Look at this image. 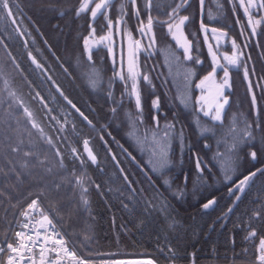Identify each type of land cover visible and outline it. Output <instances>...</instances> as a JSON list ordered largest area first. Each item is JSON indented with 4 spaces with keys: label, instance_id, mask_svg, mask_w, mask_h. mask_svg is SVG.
<instances>
[{
    "label": "trees",
    "instance_id": "1",
    "mask_svg": "<svg viewBox=\"0 0 264 264\" xmlns=\"http://www.w3.org/2000/svg\"><path fill=\"white\" fill-rule=\"evenodd\" d=\"M223 1H225L226 10L221 7ZM159 2L163 10L164 5L171 3V0H159ZM18 3L23 15L26 17L24 24L36 40L35 45L29 41L28 48L31 49L37 60L49 69L48 75L51 76L52 80H55L64 94L88 116L96 129H99L101 125H108V131L115 137L114 142L106 134L104 135L111 152L116 154V159L120 161V166L125 173L134 174L135 180L140 181L143 185L145 183L143 174L130 159L120 154L121 149L116 144L117 141L121 142L141 164L144 163L145 160L136 150L135 143L132 141L131 131L136 125L135 123L132 125L131 101L125 96L117 114L113 116L110 113L111 100L108 98L107 92L108 81L112 77V64L109 53L103 46L99 49L95 48L97 52H93V60L88 61L83 50L82 36L89 29L90 23L96 28V33H100L106 28L104 17L98 16L94 22L90 20L89 13L77 17L75 10L78 8L80 0H18ZM120 3L127 6L128 15L126 20L130 29L136 34V22L132 18V9L128 0H113L112 8L108 13L109 18L112 20L118 18V5ZM151 14L154 20L160 19L155 17L153 13ZM185 14H195L192 21L194 26H191V31L196 32L200 37L199 44L196 46L200 48L203 63L195 66L196 71L192 80L194 84L202 74L209 70L210 60L202 34L199 31L201 12L196 0H193L192 7ZM27 16L38 26L42 35L56 53L57 58H59V62L63 63L71 74L70 77L65 75L60 63L46 47ZM141 16L144 17L143 9H141ZM203 19L206 24L226 29L229 34H233L236 41L241 40L235 21L226 5V0H205ZM154 31L157 40V51L148 60L149 65H155L153 72L155 91L152 90V92L157 93L161 100L163 110L160 115L161 125L167 119V121L177 125V132L180 128H183V138L175 139L177 143H181L180 145L186 147V149L188 147L195 150L194 155L201 153L204 159L209 162L215 148L218 147L217 145H221L222 135L226 133L225 130L229 133H231L230 130L242 131L245 120L253 122L254 126L257 119L261 128L264 129V99L258 92L259 117L257 118L254 114L250 94L247 91V82L243 78L242 70L231 69V82L233 85L230 93L231 99L222 124L204 117L196 108L193 100L196 89H189L191 90L189 99L178 95H183L186 92L183 87V76L174 78L173 73L170 72L169 74L163 68L167 67L168 64L169 69H178L183 74L187 70L185 68H187V65H191V62L181 68L178 66L180 62L173 61L175 67H172V58L168 54H173L174 51L178 53L181 50L177 49L174 41L166 35V28L154 24ZM185 33H189L187 27ZM9 36L12 38L9 39ZM0 37L8 45L12 54L16 56L17 62L23 69V74H21L15 68L20 81L28 84L30 88L29 92L25 94L26 100L23 107H27L33 113L34 119L43 128V133H41L36 128L31 127L30 124L28 125L22 109L17 107L12 97L8 98L7 95H4L3 99H0V164L3 165L4 169L3 172H0V191L5 189L11 191L10 196L5 191L4 197L0 198V238L3 239L4 235L9 233L14 211L26 203L23 199L25 193L29 187L34 189L38 187L36 182L40 179L39 167L37 166L35 174L31 178L25 179L19 187H16L8 163L22 162L24 160V148L28 147L30 142L35 144L36 152L43 153L50 162L55 163L54 153L47 150L43 145L42 136L48 135L58 144L64 154L68 169L74 170L73 174L78 179L83 176L84 187L88 190L82 197L77 196L76 193L69 195L68 189H61L59 193H48L50 200L57 201L53 203L54 210L51 211V214L59 224L60 222L63 223V230L76 239L80 248H83V244L80 242L85 236L90 235L95 241L94 243L89 241L90 247L98 250L100 254H148L161 264H169L166 256L168 246L179 253L176 264L192 262L193 258L189 255L191 253H195V263L251 261L258 238L246 240L245 236L247 235V222L252 211L264 205V188L260 186L261 178H257L256 187L245 191L241 201L236 204L225 222L220 217L233 204V198L226 194V189L231 184L225 182L217 172H209L206 169L203 173L202 183L214 180L213 177H217V184L208 187L202 186L201 183L200 186L198 183L200 179L194 161L189 166L185 152L183 160L177 165V169H174L176 162L171 164L173 172L166 173V178L171 181L170 189H166L161 185L160 179L152 176V179L156 180L157 185L160 186L163 197L167 198L170 203L168 211L172 215L165 217L161 212L148 214L138 204L133 208L132 205L135 202L127 200L128 193L123 176L112 160L110 153L106 150L105 145L101 142L97 131L93 130L74 110L70 109L50 81L45 79L44 74L31 64L27 56V50L24 48L23 39L11 31L10 24L0 22ZM188 37L192 39L191 35ZM169 44L172 46L169 47ZM0 49L4 52L1 45ZM249 50L259 74L260 70L264 69V64L260 62L254 45ZM139 60L143 69L144 53L140 54ZM2 65L8 68L12 64L9 62V58L6 57V60L2 61ZM157 74L160 76L159 79L156 78ZM257 78L259 77L257 76ZM164 79L169 81L167 85L163 83ZM175 81L182 84L178 93ZM140 85L145 89L149 88L142 80ZM123 90L122 83L116 80L111 91L117 100L121 98ZM33 92H39L45 101H48L50 97H55V100L49 103L48 107L53 109L52 115L60 113L61 124H64L63 116L67 114L68 123L64 124L62 133L56 131L60 125L53 124L48 120L46 113L37 103ZM6 105L10 106L9 110L5 109ZM183 105H186V107ZM120 111L123 116L119 118ZM9 113L13 115L9 116ZM128 116L130 120H128ZM200 120L204 128H199ZM205 128H209L211 131H204ZM260 134V131H257V137ZM85 137L90 138L89 146L97 155V163L92 164L89 162L88 164L85 159L83 169H81L80 163L73 162L67 155V149L71 145L82 152V139H85ZM64 138L67 139V144L63 142ZM21 140L23 141L22 146L20 145ZM203 140L208 141V144L212 147L203 148ZM13 146L21 147L20 154L13 155L10 151ZM256 150L258 160L252 162L245 154L248 147L243 146L240 149V154L244 158L247 157V159L240 162L238 172L234 174V179L264 165V149L261 148L259 143L256 145ZM78 154L80 153L78 152ZM83 155L85 156V154ZM185 173H187L186 187L184 185ZM129 179H133V175H129ZM46 183L51 187L50 179H46ZM95 184L100 185L99 190L94 187ZM180 187H185V195L181 199H175L170 195V191H175ZM202 188L205 190L202 191ZM213 197L217 198L216 205L201 212L199 206L201 207L204 202ZM84 199L88 201L87 205L83 203ZM121 200L129 203L128 209L122 207ZM253 223L256 224L259 234L264 235V225L256 220H253ZM85 228L88 229L87 232L84 231ZM161 248L164 249L163 252L160 251ZM84 251L87 252V249H84Z\"/></svg>",
    "mask_w": 264,
    "mask_h": 264
},
{
    "label": "snow or ice",
    "instance_id": "2",
    "mask_svg": "<svg viewBox=\"0 0 264 264\" xmlns=\"http://www.w3.org/2000/svg\"><path fill=\"white\" fill-rule=\"evenodd\" d=\"M201 12V19L199 20L200 32L203 34V40L207 44V53L210 57V70L207 74L199 78L198 82L192 83L193 74L195 73L196 65H201L203 61L200 56V48L196 45L199 44V35L196 32L191 31V24L195 18V14H183L187 13L193 5V0H171V3L164 5L163 10L159 0H128L132 9V18L136 22L137 32L139 36L145 40V43H141V39H134L131 31H126L127 44L126 47L123 42L116 45L113 33L114 21L109 18L113 0H80L78 8L76 9V16L89 13L90 20L95 21L98 16H103L106 21L107 34L96 36V28L89 25V33L82 36V45L84 53L87 55V60H93V49L101 48L103 46L110 54L112 64V77L108 81L107 96L111 100L109 108L110 113L115 116L118 109L123 104V98L127 96L129 99H134L135 104V121L134 123L144 130V142L141 143L139 139L137 143L139 145V154L145 157V161L141 164L136 160V157L132 155L123 145H119L120 154L130 159L140 170L144 176L145 183L141 185L140 181L135 180L134 174L125 173L123 168H120V161L116 159V154L111 153V148L108 145V141L104 139L106 134L110 139L115 142V137L108 131V125H101L99 129L95 128V125L88 116L71 99L64 94V92L56 85L55 80H52L51 76L47 73L49 69L45 68L44 64L37 60V57L33 55L31 49L28 48L29 41L33 45L36 44L35 37L28 30L24 24L26 17L22 13V9L18 0H0V22H5L11 25V31L23 39L24 48L27 50V56L31 60V64L42 74L45 79L51 81L55 86L56 91L60 97L66 102L71 110L82 118L89 126L97 131L101 142L105 145L106 150L111 154L112 160L117 165L121 175L123 176L126 190L128 193L127 200L134 201L132 207L135 208L137 204L144 210L145 213L151 214L153 212H161L167 216H171L172 213L168 211L170 203L167 198L163 197L160 186L157 185L156 180L152 179V176H156L161 180V185L166 189H170L171 181L166 177V169L171 166V159L169 153L171 152L172 142L175 139L183 138V128H180L177 132V125L173 122L165 120L161 125L160 114L162 112L159 95L154 96L151 101L153 115L152 124L148 125L145 122L144 110L142 104V90L140 87L141 80L145 84L155 91V84L153 82V72L155 65H149L148 60L157 51L156 49V34L154 31V24L166 28V35L175 42L177 49L182 50L175 52L172 56V60L179 63V67L183 68L185 64L191 62V65L183 73V87L185 90L194 88L199 89V95L195 98V105H198V110L204 117L210 118L211 121L217 123H223L226 109L230 104L231 99V69H239L243 72V78L247 82V91L250 94L251 104L256 117H259V106L257 104V94L261 95L264 99V70H261L258 74L255 63L252 61V54L249 50L253 45L259 47L258 36L264 35V31H258V28L264 25V0H229L233 16L236 17V22L240 26L241 42L237 43L236 39L228 37L226 31L217 27H209L204 22L203 10L205 6V0H196ZM222 7V6H221ZM237 7L242 10L245 16V22L241 23L236 13ZM155 8L159 15L166 17L165 20L155 19L152 16V11ZM141 9H143L144 17L141 16ZM128 15L127 6L124 3L118 5V18L115 21L116 34L121 32V25L123 24L126 30ZM146 18V24L144 20ZM30 19V18H27ZM189 29V33H185V28ZM247 29V31H245ZM37 31H39L37 29ZM191 35L192 39L188 36ZM211 36L215 42V50L213 43H209L208 39ZM9 39L12 37L9 36ZM227 38L231 44L232 55L223 56L224 63H221V56L218 55L219 48L221 47L222 39ZM194 41L196 44L194 45ZM45 43H47L45 41ZM0 45L3 46L4 51L9 55V62L23 74V69L17 62L16 56L9 50L8 45L0 39ZM114 45H116L114 47ZM172 45L169 44V47ZM195 52V55L193 54ZM145 54V61L143 69L140 64V54ZM54 55V54H53ZM258 58L262 64H264V49L258 53ZM59 62V58H57ZM63 71L66 76L70 77V73L67 68L63 67ZM218 73H220L219 79H217ZM259 76V78H257ZM157 79L160 76L157 74ZM3 84L6 83L5 78L0 76ZM118 80L123 85V93L121 98L117 100L111 91L113 83ZM95 83V82H94ZM163 83L167 85L169 81L163 80ZM30 84V82H29ZM214 86L215 94L213 101L209 102L208 96L211 94L209 85ZM10 87V85H9ZM7 91V88L5 89ZM33 95L40 105V107L46 113L48 120L53 124L60 125L56 131L63 132L64 124L68 123L67 114L63 116L64 124H61L60 113L52 115L53 109L48 107L49 103L55 100V97H50L48 101H45L44 97L39 92H33ZM12 100H15L18 108L22 109V113L26 118L27 124L33 128H36L43 133V128L33 117V113L29 111L27 107H23V102L15 95L14 92L10 93ZM11 102V101H10ZM9 113V116H12ZM166 115V114H165ZM162 129V132H161ZM204 131H211L209 128L203 129ZM151 133V140L149 141L148 133ZM231 131V147L229 149L232 157L230 163L223 169V180L231 186L228 188V196L233 198V204L227 209V211L220 217V219L226 222L227 216L233 211V208L238 202L241 201L242 196L246 190H250L257 185V178L260 179V186L264 188V165L255 168V170L249 171L247 174H241L239 178L234 179V174L238 172L239 162L243 158L240 155V149L243 146L248 147L246 153L247 157L252 162H257L258 153L256 145L259 143L262 149H264V129L261 128L259 120L253 122L244 121L243 130ZM260 131V136L257 137L256 133ZM159 137V138H158ZM43 145L47 150H51L55 155V163H51L48 157L41 152L35 151V144L29 143V146L24 148L23 156L24 160L19 163H8V168L11 170L12 176L15 179L16 187L23 184L25 179L31 178L35 174L37 166L39 167L40 179L36 182L38 187L35 189L29 187L25 193L23 199L26 204L21 205L20 211L16 215L20 218L18 227L21 230H14L10 234H6L5 237L0 240V264H157V261L148 258L141 260H122V259H95L101 254L98 250L90 247L89 241L94 243V239L88 235L80 242L83 244V248L77 243L75 238L70 237L65 239V234H62L61 228L63 223L60 222L61 228H58L56 223L49 218L44 208L48 211H53V203L57 202L50 200L48 193H59L61 189H68L69 195L76 193L77 196L82 197L87 193V188L84 187V179L81 176L79 179L73 174L72 169H68L65 163V157L59 148L58 144L54 142L48 135L42 136ZM64 143H68L67 139H63ZM88 139H82V152L76 147L69 145L67 149V155L73 162H79L81 169L85 159L92 163H97V155L93 152L89 146ZM150 143L149 148H145V144ZM20 145H23V141H20ZM206 148L212 146L205 142ZM13 155H18L21 152L20 146H13L10 148ZM78 152L80 154H78ZM86 154V157L83 155ZM225 153L221 152L219 147L213 153L210 158L213 164L218 161L224 160ZM196 161L197 174L200 180L204 179L203 173L207 169L211 172V167L208 161L204 160L198 155H194ZM3 165L0 164V172H3ZM159 174V175H158ZM129 175H133V179H129ZM46 179H50L51 187L46 183ZM187 184V173L184 175V185ZM94 187L99 190L100 185L95 184ZM185 187L177 188L175 191H170V195L175 199H181L185 195ZM78 189V191H77ZM5 191L8 195H11L10 189L0 191V198H3ZM19 203V200L17 201ZM85 205L88 204L86 199L83 200ZM217 203V198L213 197L208 199L201 205L203 210H209L213 208ZM43 205V207H42ZM121 205L124 209L129 208V203L121 200ZM57 211L59 209H56ZM42 217L40 220H36L35 223L39 227L32 226L30 224L35 220V215ZM253 220L258 221L261 225H264V205L252 211L247 222V235L246 240H252L258 238V247L255 248L252 255L251 264H264V235L259 234V230ZM27 230V231H26ZM88 231L87 228L84 229ZM234 243V240L232 241ZM39 248L38 260L37 253L33 250ZM87 249V252L84 251ZM79 250V254H78ZM160 251H164L163 248ZM49 253H53L54 256L49 258ZM192 259V264H195V253L189 254ZM166 256L169 260V264H176L179 259V253L174 248L168 246Z\"/></svg>",
    "mask_w": 264,
    "mask_h": 264
},
{
    "label": "rangeland",
    "instance_id": "3",
    "mask_svg": "<svg viewBox=\"0 0 264 264\" xmlns=\"http://www.w3.org/2000/svg\"><path fill=\"white\" fill-rule=\"evenodd\" d=\"M97 2H98V0H97ZM214 7H215V4H214ZM222 9H225L226 10V8H225V1H223L222 2ZM237 9H238V11H239V13L241 14V16L242 17H244L243 16V12H242V10H240L238 7H237ZM69 11V10H68ZM156 11V10H155ZM75 12H76V10H75ZM157 13V12H156ZM157 16H158V18H160V16H159V14L157 13ZM27 17H29V16H27ZM30 18V17H29ZM115 21H116V19H115ZM147 22V21H146ZM146 22H144L145 24H146ZM245 22V19L243 18V23ZM127 25H128V23H127ZM129 26V25H128ZM191 26H194V24H192ZM121 27V32H120V34L119 35H117L116 34V25H115V22H114V24H113V33H114V40H115V42H116V45H119L121 42H123L124 43V45H125V47H126V44H127V36H126V31H131L128 27H127V29L125 30L124 29V26H123V24L120 26ZM135 28H136V25H135ZM136 30H137V28H136ZM221 30H223V29H221ZM199 31H200V28H199ZM223 31H226L227 33H228V31L225 29V30H223ZM245 31H247V29H245ZM258 31H264V25H262V26H260L259 28H258ZM132 32V31H131ZM89 33V29H87V31L85 32V34L84 35H87ZM133 33V32H132ZM201 33V32H200ZM107 34V27L105 28V30L102 32V33H100V34H96V36H97V38L100 36V35H106ZM202 34V33H201ZM228 37H231V38H234L235 39V37L233 36V34L231 33V34H229L228 33ZM133 38L134 39H141V43L142 44H144L145 43V40L144 39H142L140 36H139V34H138V32H136V34H134L133 33ZM202 38H203V34H202ZM257 39L259 40V47H257V49H258V52H257V54L262 50V49H264V35H260V36H258L257 37ZM45 41L47 42V40L45 39ZM208 42L209 43H213V48H214V50H215V48H216V46H215V42H214V40H213V38L211 37V36H209V39H208ZM241 42V40L240 41H237V43H240ZM46 45V44H45ZM116 45H114V47L116 46ZM205 45V48H206V51H207V44L205 43L204 44ZM46 47L49 49V51H53V49H52V47L49 45V43L47 42V45H46ZM102 47V46H101ZM182 51V50H181ZM232 48H231V44L228 42V40H227V38H225V39H222V41H221V47L219 48V51H218V55H220L221 56V63H224L225 61L223 60V56H225V55H232ZM93 52H97V50L94 48L93 49ZM51 54L54 56V58H55V55H56V53L55 52H51ZM194 55H195V53H193ZM7 58H9V55L5 52H2V50L0 49V76H2L3 78H5V80H6V83L5 84H3V82H2V80H0V99H3V97H4V95H7L8 96V98L9 97H11L10 96V93H12V92H14L15 93V95L24 103L25 102V100H26V97H25V94L26 93H28L29 91L28 90H30V88H29V85L28 84H26L25 82H23V81H20V77L18 76V73L16 72V69H15V67L13 66V65H11L10 67H8V68H6L5 66H1V63H2V61H5L6 60V57ZM57 56V55H56ZM172 56H173V54H171L170 53V58H172ZM208 57H209V55H208ZM29 58V57H28ZM30 60V59H29ZM201 60H202V58H201ZM209 60H210V57H209ZM63 64V63H62ZM174 63H173V60H172V62H171V65H172V67H175V65H173ZM209 64H210V61H209ZM190 65H187V68L189 67ZM187 68H185V69H187ZM164 70H166L165 72H168L169 74H170V72L171 73H173L174 74V78H177V77H180V76H183V74H181L180 73V71L178 70V69H169L168 68V66L167 67H165V68H163ZM209 70H210V66H209ZM264 70V69H263ZM208 71V70H207ZM207 71L205 72V74H207ZM261 71V70H260ZM243 73V72H242ZM260 73V72H259ZM181 74V75H180ZM204 74V75H205ZM47 75H48V73H47ZM202 76L203 75H201L199 78H202ZM219 76H220V73H218V76H217V79H219ZM86 77H87V75H86ZM259 77V76H258ZM199 78L194 82V84L196 83V82H198V80H199ZM87 81H89L88 79H87ZM175 84H176V86H177V93H178V91H179V89H180V87H182V84H180V83H178V82H176L175 81ZM9 85H10V87H9ZM210 86V89H211V94L208 96V100H209V102H212L213 101V97H214V94H215V88H214V86H212L211 84L209 85ZM141 87V90H142V104H143V110H144V118H145V122H146V124H148V125H151L152 124V115H153V109H152V105H151V101L153 100V98H154V96H156V95H158L157 93H155V92H152V89L151 88H148V89H145L142 85L140 86ZM7 88V91H5V89ZM176 94V93H175ZM190 94H191V91L188 89V90H186V92L184 93V96L183 95H181V94H178V95H180L181 97H186V99H189V96H190ZM199 95V89H196V94H195V97H194V101H195V98L197 97ZM126 98L127 99H129L127 96H126ZM176 98H178V96H176ZM130 101H131V111H132V113H133V121H132V125L134 124V121H135V112H136V109H135V104H134V99H130ZM160 103H161V100H160ZM195 104V103H194ZM4 105V104H3ZM186 105H188V104H186ZM186 105H183L184 107H186ZM196 106V108L198 109V105H195ZM9 108H10V106H8V105H6L5 106V109L6 110H9ZM162 109V108H161ZM162 112H163V110H162ZM161 112V113H162ZM126 115V114H125ZM161 115V114H160ZM121 116H123V114H122V112L120 111V113H119V115H118V117L120 118ZM128 120H130V117L128 116ZM112 123L114 124V122L112 121ZM136 125V124H135ZM199 128H204V125L202 124V122H201V120L199 121ZM94 130V129H93ZM45 131V130H44ZM161 132H162V129H161ZM224 132H226V133H223V141H222V143H221V147H219V149H220V151H223L224 153H225V157L228 159H225L224 158V160L223 161H219V165H217V164H213L212 162H211V160L208 162L210 165H212V167H211V172L212 171H217L218 169L220 170V173L221 174H223V169H224V167H226L229 163H230V161H231V159H232V157H231V155H230V151H229V149H230V147H231V133H229V131H227V130H225ZM221 133V132H220ZM131 136H133L132 137V141L135 143V147H136V149H138V151H139V145H138V143H137V140L139 139V141L141 142V143H143L144 142V130L141 128V127H139V126H135V127H133V130L131 131ZM148 136H149V141L151 140V133H150V131H149V133H148ZM159 138V137H158ZM85 139H88L89 140V142H90V138H87V137H85ZM203 143H204V145H205V142H207L208 143V141H202ZM216 143L218 144V142L216 141ZM181 143H177V141L176 140H173V142H172V148H171V152L169 153V156H170V159H171V164H173V163H176V165H175V167H174V169H177V165H178V163L180 162V161H182L183 160V157H184V153L186 152V157H187V159H186V161L187 162H189V166H191V164H193V161H194V165H195V167H196V161H195V158H194V154H195V150H193V149H190V148H188L187 147V149H186V147H182L181 145H180ZM202 146L203 148H205V146ZM138 146V147H137ZM150 147V143H146L145 144V148H149ZM208 153V152H207ZM246 154V153H245ZM198 156H200V157H202L203 159H204V157L201 155V153H199V154H197ZM241 155V154H240ZM85 156H86V154H85ZM242 156V155H241ZM247 156V155H246ZM243 157V156H242ZM144 160L146 159L145 157H142ZM246 159H247V157L246 158H242L241 160H240V162H244V161H246ZM144 160H142V161H144ZM204 160H206L207 161V159H204ZM240 162H239V165H240ZM51 163H53V162H51ZM88 164H89V162H88ZM213 169V170H212ZM166 171V173H172L173 172V169H172V167L170 166L168 169H166L165 170ZM178 172V171H177ZM159 175V174H158ZM220 175V174H219ZM221 177L223 178V175H221ZM166 178V177H165ZM213 179L214 180H209V181H205V182H203L202 183V181L201 180H198V183H199V185L201 184L202 186H208V187H210V186H213V185H216L217 184V181H216V179H217V177H213ZM200 185V186H201ZM230 187V186H229ZM228 187V188H229ZM228 188L226 189V194H228ZM203 189L204 188H202V191H203ZM205 190V189H204ZM19 208L20 207H18L15 211H14V213L16 212V211H18L19 210ZM199 210L201 211V212H203L204 210L199 206ZM217 219L215 218V221H216ZM5 236V235H4ZM144 259H148V258H146V257H143ZM192 263V262H191ZM201 264H240V262H228V263H201ZM241 264H251V261H249V262H246V263H241Z\"/></svg>",
    "mask_w": 264,
    "mask_h": 264
},
{
    "label": "built area",
    "instance_id": "4",
    "mask_svg": "<svg viewBox=\"0 0 264 264\" xmlns=\"http://www.w3.org/2000/svg\"><path fill=\"white\" fill-rule=\"evenodd\" d=\"M19 220H20V218L18 217V220H17V223H16V227L14 228V230H21V229L17 226ZM35 221H36V220H34L32 224H30V228H31L32 226L39 227V225L36 224ZM26 231H27V230H26ZM33 251L36 252V253H39V248L37 247V248L34 249Z\"/></svg>",
    "mask_w": 264,
    "mask_h": 264
},
{
    "label": "water",
    "instance_id": "5",
    "mask_svg": "<svg viewBox=\"0 0 264 264\" xmlns=\"http://www.w3.org/2000/svg\"><path fill=\"white\" fill-rule=\"evenodd\" d=\"M39 34H40V36L42 37V35H41V33L39 32ZM42 39L44 40V38L42 37ZM44 43H45V40H44ZM45 44H47V43H45ZM119 167H120V165H119ZM121 168V167H120Z\"/></svg>",
    "mask_w": 264,
    "mask_h": 264
},
{
    "label": "flooded vegetation",
    "instance_id": "6",
    "mask_svg": "<svg viewBox=\"0 0 264 264\" xmlns=\"http://www.w3.org/2000/svg\"><path fill=\"white\" fill-rule=\"evenodd\" d=\"M241 21L243 22V19Z\"/></svg>",
    "mask_w": 264,
    "mask_h": 264
}]
</instances>
